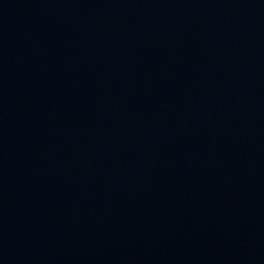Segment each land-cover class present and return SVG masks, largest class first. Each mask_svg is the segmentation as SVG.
I'll return each mask as SVG.
<instances>
[{
	"label": "water",
	"instance_id": "95a60500",
	"mask_svg": "<svg viewBox=\"0 0 264 264\" xmlns=\"http://www.w3.org/2000/svg\"><path fill=\"white\" fill-rule=\"evenodd\" d=\"M0 264H264V0H0Z\"/></svg>",
	"mask_w": 264,
	"mask_h": 264
}]
</instances>
